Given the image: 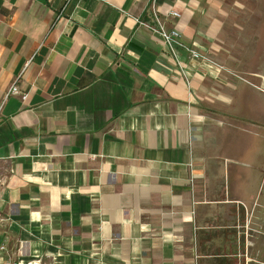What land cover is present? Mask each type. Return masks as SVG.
<instances>
[{
    "label": "crops",
    "instance_id": "obj_1",
    "mask_svg": "<svg viewBox=\"0 0 264 264\" xmlns=\"http://www.w3.org/2000/svg\"><path fill=\"white\" fill-rule=\"evenodd\" d=\"M252 261L264 0H0V264Z\"/></svg>",
    "mask_w": 264,
    "mask_h": 264
},
{
    "label": "built area",
    "instance_id": "obj_2",
    "mask_svg": "<svg viewBox=\"0 0 264 264\" xmlns=\"http://www.w3.org/2000/svg\"><path fill=\"white\" fill-rule=\"evenodd\" d=\"M170 16L178 17L179 15L176 12H171ZM153 19H154L153 26L148 25V24H145V26L148 27L153 33L157 34L162 39V41L164 42L166 47L169 49L170 53L172 54L174 58L177 57V53H176L177 48H182L188 51L190 60L192 61H195L201 58L199 53H197L194 50H191L186 44H184L182 40V36L176 30L165 29L155 14L153 15ZM9 96H20L23 101L27 99V94L21 93L16 84H14L10 88V90L7 92L6 97H9ZM190 183H192V180L190 181ZM252 262L256 264H261L255 261H252Z\"/></svg>",
    "mask_w": 264,
    "mask_h": 264
},
{
    "label": "rangeland",
    "instance_id": "obj_3",
    "mask_svg": "<svg viewBox=\"0 0 264 264\" xmlns=\"http://www.w3.org/2000/svg\"><path fill=\"white\" fill-rule=\"evenodd\" d=\"M234 1H236V2H238L239 4L241 3L242 4V2H244V0H234ZM236 16V15H235ZM242 17H244V15H238V16H236V20L237 21H241V20H245V19H243ZM254 18V17H253ZM254 20V19H253Z\"/></svg>",
    "mask_w": 264,
    "mask_h": 264
}]
</instances>
